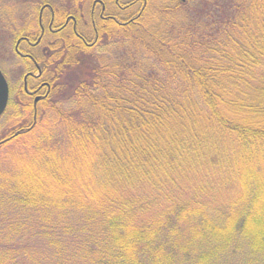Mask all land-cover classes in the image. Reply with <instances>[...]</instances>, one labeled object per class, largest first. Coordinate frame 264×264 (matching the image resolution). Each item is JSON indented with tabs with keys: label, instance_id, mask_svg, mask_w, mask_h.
Listing matches in <instances>:
<instances>
[{
	"label": "trees",
	"instance_id": "obj_1",
	"mask_svg": "<svg viewBox=\"0 0 264 264\" xmlns=\"http://www.w3.org/2000/svg\"><path fill=\"white\" fill-rule=\"evenodd\" d=\"M145 1L122 23H103L93 47L68 28L38 54L52 84L41 115L62 116L73 99L66 127L92 146L91 167L104 166L106 196L81 175L9 182L14 228L5 239L0 226V264H264V200L252 183L236 195L222 189L237 187L243 162L264 167V6ZM76 3L53 6L61 24L83 10ZM70 68L83 76L53 98ZM18 210L38 223L28 240L40 237L38 246H11Z\"/></svg>",
	"mask_w": 264,
	"mask_h": 264
},
{
	"label": "rangeland",
	"instance_id": "obj_2",
	"mask_svg": "<svg viewBox=\"0 0 264 264\" xmlns=\"http://www.w3.org/2000/svg\"><path fill=\"white\" fill-rule=\"evenodd\" d=\"M46 1L54 7H57L59 11L73 10L72 7L78 2L81 9L84 8L82 12L84 16L79 24L80 29L84 34L91 35L90 26L89 24L87 26L85 23V16L86 18L89 17L93 0H85V6L84 2H82L84 0H0V69L12 84V97L8 103V108L0 115V139L9 138L11 134H15L17 131L25 129L26 127L28 128L33 124V99L30 100L29 107L25 106L28 100L23 93V79L27 70H35L33 65L25 67V63H23L22 59L15 52V44L17 39L24 34L32 33L33 36L39 35V13L42 5ZM142 4L140 3L139 9L142 7ZM255 5L263 7L264 0H253L247 4V8L251 9ZM76 12L80 13L79 11ZM259 15L260 13L257 12L255 16L259 17ZM44 16H46V20L48 21V10L44 13ZM249 18L247 20H250ZM154 20L155 18L152 19V21ZM53 38L56 39L57 36H48L46 40L44 39L38 47V50L42 51L47 49L48 47H45L47 41L50 42ZM89 38L92 39L93 35ZM21 47L27 48L25 42L22 43ZM39 60H42V56L39 57ZM80 75L83 76V73L80 69L76 68H70V70L64 72L60 80L57 81V90L53 98L60 99L64 96L63 94L68 96L70 91L67 89H70L71 84L76 82ZM46 102L40 101L38 103L39 115L35 119L37 122L31 134L23 133L14 140H11L12 142L9 140L0 147V226H3L5 239L14 228V224L10 223L7 219L9 213V207L7 206H9L10 195V192H7V184L13 180L22 184L23 182H36L37 179H42L44 183L52 184L57 183V178L66 181L70 177L74 178L81 175L87 179L80 180V182L93 185L97 189L99 194L97 198L101 197L102 199V197L106 196L103 193L106 191L107 178L104 179L102 177L104 172L99 171V168H104V166L99 163H94L91 167L90 158L93 155L90 149H92V146L86 143L87 139L85 137L73 135L66 127L67 121L65 117L70 118V115L75 113V109L77 108L73 99L65 100L60 104L62 116L56 113H49L48 117L43 118L41 114L42 111H45ZM43 115H45L44 112ZM44 134L46 140L43 137ZM80 136L81 138H79ZM262 155L259 157L260 160L264 157V154ZM90 168H95L98 172L89 174ZM241 170L243 171L242 175L237 173V175L239 174L238 182L240 183L237 187L234 186L233 188H229V185L223 186V190H228L224 193L229 195L239 194L241 191H246L248 187L250 188V183H252L256 187L255 193L258 194L257 200H264V167L258 170L254 165L252 166L247 164V162H243ZM236 179L238 180V178ZM86 184L83 186L88 189ZM87 193H89V190ZM257 200L256 202H259ZM20 212L21 210H18L16 213H13L14 217L18 218L17 221L20 222L22 229L12 234L10 238L12 242H10L11 246H22L21 243H24L22 241L25 239L28 242L30 230L38 227V223H35L32 218L33 215L31 216L27 211L25 212L26 214L20 216ZM84 212L83 210H77L75 213L81 214ZM27 215L30 218L24 220ZM37 215L39 216V214ZM0 234L3 235L1 229ZM32 241H34L33 245L35 246H38L41 242L40 237L35 238V236H31V241L28 244ZM24 245L26 244L24 243ZM20 249L24 248L22 247ZM245 249L248 248L245 247ZM232 258L231 256L230 259ZM28 260L27 257H21L13 263L12 259H8V262L5 264H26ZM250 264L254 263L250 262Z\"/></svg>",
	"mask_w": 264,
	"mask_h": 264
},
{
	"label": "flooded vegetation",
	"instance_id": "obj_3",
	"mask_svg": "<svg viewBox=\"0 0 264 264\" xmlns=\"http://www.w3.org/2000/svg\"><path fill=\"white\" fill-rule=\"evenodd\" d=\"M183 2H187L188 0H182ZM140 3L146 5L145 0H93L90 11L89 17L86 18L85 16V23L89 24L91 29V35L93 38L90 39L86 34H84L80 29V22L84 14L82 10L80 13H70L67 15L64 23L61 24L58 16L59 13L50 3H44L40 9L42 12L41 19L39 18V28L40 33L39 35L33 36L32 33L24 34L20 36L15 44V52L17 56H19L23 63H25V67L32 66L34 67L35 71L27 70L24 79H23V89L25 98L33 104V119H36L38 113L39 102L43 101L47 96L51 94L52 91V84L50 80L47 78V73L44 69V65L42 61L39 60V53H48L45 50H38V47L41 45L43 40L47 39L48 36H59L61 32L68 28H72L74 35L81 40L85 46L93 47L97 43L99 36H100V29L103 26V23L108 21H113L116 23H122L124 21V14L126 10H133L134 13L139 10ZM86 3L84 4V6ZM83 6V7H84ZM84 9V8H83ZM48 10L49 17L48 21L46 20V16L44 13ZM20 42L18 43V41ZM25 42L27 48H22V43ZM18 43V46L16 47ZM8 85H9V101L12 97V84L10 83L7 76H5ZM8 101V103H9ZM9 105V104H8ZM7 105V106H8ZM8 108V107H7ZM6 108V110H7ZM20 131V130H19ZM19 131L15 134H11L12 136H17ZM0 139V147L9 139L11 138Z\"/></svg>",
	"mask_w": 264,
	"mask_h": 264
},
{
	"label": "water",
	"instance_id": "obj_4",
	"mask_svg": "<svg viewBox=\"0 0 264 264\" xmlns=\"http://www.w3.org/2000/svg\"><path fill=\"white\" fill-rule=\"evenodd\" d=\"M20 40L18 41V43ZM18 43L16 47L18 46ZM9 101V85L2 70L0 69V115L4 113Z\"/></svg>",
	"mask_w": 264,
	"mask_h": 264
},
{
	"label": "bare ground",
	"instance_id": "obj_5",
	"mask_svg": "<svg viewBox=\"0 0 264 264\" xmlns=\"http://www.w3.org/2000/svg\"><path fill=\"white\" fill-rule=\"evenodd\" d=\"M41 16H42V12L39 13V18L41 19Z\"/></svg>",
	"mask_w": 264,
	"mask_h": 264
}]
</instances>
